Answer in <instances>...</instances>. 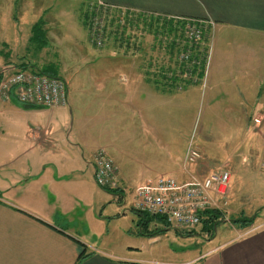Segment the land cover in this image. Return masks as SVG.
<instances>
[{
    "label": "crops",
    "instance_id": "crops-1",
    "mask_svg": "<svg viewBox=\"0 0 264 264\" xmlns=\"http://www.w3.org/2000/svg\"><path fill=\"white\" fill-rule=\"evenodd\" d=\"M97 1L114 12L167 20L174 25L173 33L178 35L170 47H151L153 53L161 52V59H153V55L142 58L143 50L139 49L131 57L116 56L115 60L105 58L87 63L93 67L99 63L102 68L98 74L84 78V90L80 93L83 100L96 98L104 105L99 123L89 115L84 119L74 115L72 123L69 119L65 122V115L60 114L65 106L46 108L21 104L13 96L8 100L0 98V264H264L262 222L255 226L238 223V227L233 226L231 236L214 239V243L198 253L178 258L169 252L164 255L165 250L155 251L154 244L159 237L142 234L136 227V219L133 220L135 230L132 226L126 229L122 243L108 240L113 235L108 229L111 223L104 220L106 205L97 204L90 197L91 188H94L92 195L100 190L108 191L92 181L95 152L105 148L119 168V188L113 192L119 194L120 203L125 204L123 214L135 211L133 197L129 208L125 196L130 190L128 178L130 173L140 169L139 161L123 150L115 136L108 140L106 132L115 130L119 122L130 123L126 128L131 130L139 126L141 130L147 100L196 97L197 91L208 81L210 97L219 94L226 99L224 106L246 109L244 114H257L256 110L262 108L264 102V0ZM7 2L12 8L17 0ZM189 23L202 25L208 37L200 42V47L209 50L201 74L199 69L187 73V63L178 58L184 48V27ZM29 26L30 43H33L39 22L34 21ZM43 42L47 43L45 38ZM110 45V52L121 54L119 47ZM38 46L44 47L43 44ZM173 51L176 52L174 58L170 56ZM238 51L242 52V61L230 58L231 52ZM211 53L214 58L210 60ZM3 59L1 80L18 68L31 66L23 59L19 60L21 62ZM239 84L247 85L240 87ZM68 94L69 104H74L76 110L79 93L71 99L70 90ZM240 97L247 100L245 106L239 102ZM138 137L143 144L142 136ZM153 145L159 156L167 155L168 165L161 167L165 162L158 159L144 168L182 179L187 172L181 163L171 160L169 144L156 141ZM128 162L134 165H127ZM205 164L207 162L195 166L205 168ZM148 178L150 175H146L142 183ZM99 205L104 210L94 218L93 212ZM121 215L115 216L120 218ZM142 239L147 240V245Z\"/></svg>",
    "mask_w": 264,
    "mask_h": 264
},
{
    "label": "rangeland",
    "instance_id": "rangeland-1",
    "mask_svg": "<svg viewBox=\"0 0 264 264\" xmlns=\"http://www.w3.org/2000/svg\"><path fill=\"white\" fill-rule=\"evenodd\" d=\"M31 1L32 3H28L30 0L22 3L17 0L16 6L10 8L7 0H0V65L5 60L3 58H9L13 62H21L19 60L23 59L31 65L28 69H33V66H36V70L44 68L49 72L53 71L67 81L70 99L79 93L76 99L79 103L77 109L75 110L74 104H69V106H65L63 112H60L63 116L65 115L63 118L65 122L68 121L66 119H69V123H72L74 115L81 119L89 115L99 123L100 110L104 109V105L100 104L96 98L85 101L80 95L81 90H84V78H87L88 75L98 74L102 69L99 63H95L94 67L87 63L105 58L114 59L116 56L131 57L139 52V49L143 50L140 54L142 58L146 59L153 55V59H161V52L153 53L155 51L152 52L151 47H170L175 35H178L173 33L174 25L167 20L114 12L107 6L101 5L97 0ZM38 2H42V6ZM91 9L92 13H97V15H91L92 19L88 21L89 24L97 16H102L105 26L107 23L109 26L110 33L109 35L105 34L103 44L99 48L90 43L87 19L86 22L83 20L87 18L85 12L87 13V10ZM17 18L18 20H16ZM34 21H38L39 25L43 22L49 24L48 27L44 24L41 25L45 33L47 32V35H44L47 43L42 42L43 48H40L41 46L38 44L44 38H37L33 43H30L32 32L29 24ZM110 44L119 47L121 54L110 52ZM208 52L207 49V59ZM212 56L214 58L211 53L210 60ZM233 57L242 61V52L238 51L236 54L231 52L230 58ZM178 58L181 59V56L179 55ZM18 70L19 68L15 71ZM262 70H264L263 53ZM207 83L210 87L208 81ZM207 83L205 82V86L197 91L196 97L193 95L185 98L147 100L145 102L147 105L143 107L146 110V119L144 118L145 121L142 122L141 130L140 126L131 130L129 127L126 128V125L130 126V123L119 122L115 130L106 132L108 140L115 136L123 150L139 161L137 167L139 166L140 169L136 172L134 170L128 178L127 185L130 190L125 197L129 208L132 204V190L141 185L146 175H150L151 178L164 175L176 179L172 175L156 174L144 168L149 165V162L158 159L165 162L161 167L168 165L167 155L161 153L159 156L157 154L159 151H155L157 147L151 146L156 141H165L166 145L169 144L167 149L171 160L183 165L182 168L187 174L182 179H178L179 181L177 180L181 181L180 183L203 180L222 170L230 171L229 192L225 198L226 203L221 205L220 211L225 218L223 221L232 223L220 221L218 225L216 223L212 231L207 230L200 223L193 233H181L175 227L167 226L163 219L153 216L149 220L148 230H162L154 235V237H159L154 244L155 251L159 253L165 250L164 255L169 252L171 256L178 258L198 253L199 250L214 243L212 242L214 239V241H218L223 236H231L233 226L238 225L237 222L232 221L235 218L254 217L253 226L261 222L264 223V102L262 108L256 110L257 114L253 112L244 114L246 109L224 106L222 103L226 99H222L219 94H216V97H210ZM245 85L247 84H239L240 87H245ZM243 94L244 92L241 90L240 96ZM240 98L237 99L245 106L247 100ZM214 102L220 103L218 106H214L212 105ZM255 118H259L261 123H255ZM61 119L60 121H62ZM139 135L143 138V144L138 141ZM188 150L195 151L199 157L195 161H187ZM202 162H207L205 168L197 169L195 165H200ZM128 163L130 164L127 165H134L131 162ZM92 181L102 189L97 185L95 177ZM93 190L94 188H91L90 197L97 201V204L106 205L104 220L111 223L108 229L113 235L108 240L122 243L121 240H124L127 235L126 229L131 226L133 230L136 227L140 228L133 221L134 219L139 221L137 212L128 210L126 214H123L124 207L122 206L125 204L120 203L119 194L100 190L92 195ZM103 210V206H100L97 211L93 212L94 218H98L99 213ZM117 214L122 215L118 218L115 216ZM90 224L95 225L92 220H90ZM142 240L147 245V240Z\"/></svg>",
    "mask_w": 264,
    "mask_h": 264
},
{
    "label": "built area",
    "instance_id": "built-area-1",
    "mask_svg": "<svg viewBox=\"0 0 264 264\" xmlns=\"http://www.w3.org/2000/svg\"><path fill=\"white\" fill-rule=\"evenodd\" d=\"M104 26L102 16L93 19L92 40L97 47L103 44ZM186 36L189 42L200 43L202 29L197 24L189 23L186 25ZM189 53V50L183 53L181 59H187ZM68 93V83L64 79L28 69H19L0 81L2 100H8L13 96L21 104L30 106L47 108L68 106ZM254 121L261 123L259 118H255ZM188 151L187 161H195L199 157L195 151ZM94 177L101 188L110 190L119 188V168L105 148H99L95 152ZM230 178L231 173L228 170L213 173L203 180L184 183L164 175L150 178L135 189L133 208L151 216H159L180 232L188 233L201 223L205 211L220 210L221 205L226 203Z\"/></svg>",
    "mask_w": 264,
    "mask_h": 264
},
{
    "label": "trees",
    "instance_id": "trees-1",
    "mask_svg": "<svg viewBox=\"0 0 264 264\" xmlns=\"http://www.w3.org/2000/svg\"><path fill=\"white\" fill-rule=\"evenodd\" d=\"M93 10H87V13L85 12V17L87 18H84L83 20H85L86 22V19H87V23H88V26H89V40L90 42L92 43V45H94L96 47L95 44H93V38H92V21H91V24H89L88 21H90L92 19L91 15H96L95 13L93 14L92 13ZM108 13V11H106ZM201 29H202V39L204 40H207V36L204 35V27L202 25H199L197 24ZM109 26H108V23L106 26H104V34L106 35H109L110 31H109ZM182 28V27H181ZM185 28V34L183 35L184 36V40H183V45H184V48L182 49V52L179 54L180 56L187 52L188 50L190 51L189 53V57L187 59H180V60H183L184 62L187 63V73L189 74H192V72L194 71L193 69H199V74H201V71L203 70L202 68V65H203V60H205V57H207V50L205 47H200V43H195V42H189V39L187 38L186 36V26L184 27ZM182 28V29H184ZM36 34L33 35V38L37 39V38H40V39H43L44 38V34L45 31L43 29V27L41 25H39L37 28H36ZM43 32V33H42ZM41 33V34H40ZM34 39V40H35ZM43 40L40 41V44H42ZM39 44V45H40ZM180 45V43L178 44ZM175 47V45H174ZM200 49H203L204 51H201ZM184 51V52H183ZM176 55V52L173 51L171 52V57L174 58ZM177 58V56H176ZM34 68L32 69L33 71L35 72H38V73H43V74H46V75H49V76H52V77H60L58 76V74L54 73L53 71L52 72H49L47 71V69H42L40 68L39 69H35L36 66H33ZM21 69H24V68H21ZM26 69V68H25ZM203 72V71H202ZM1 78L2 76L0 75V81H1ZM108 191H113V190H110V189H106ZM137 214L139 215V221H138V225L140 227V230H141V233L144 234V235H147V236H152L154 237V235H156L158 232L162 231L161 229H154L153 231H150L148 230V222L149 220L153 217L149 214H146V213H142V212H139V211H136ZM154 217H157V218H160V219H163L159 216H154ZM225 218L223 216V214L221 213L220 210L218 209H210V210H207L205 211L203 214H202V217H201V223L202 225H204L205 228H207V230L209 231H212L213 228L215 227L216 223L218 225V222L220 221H223ZM164 220V219H163ZM255 220L254 217H245V216H242V217H238V218H235L233 219L232 221L234 222H237L243 226H250L253 221ZM166 222V221H165ZM167 226H169V224L166 222ZM194 230H192L191 232H188V233H193ZM182 233V232H181ZM85 257L82 256V259Z\"/></svg>",
    "mask_w": 264,
    "mask_h": 264
}]
</instances>
